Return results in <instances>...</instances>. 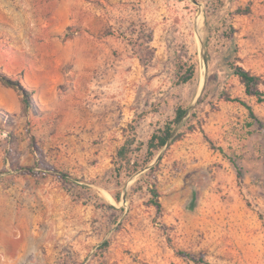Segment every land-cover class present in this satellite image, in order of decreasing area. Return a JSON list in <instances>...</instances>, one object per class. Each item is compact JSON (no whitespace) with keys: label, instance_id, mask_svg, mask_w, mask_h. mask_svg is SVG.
<instances>
[{"label":"rangeland","instance_id":"obj_1","mask_svg":"<svg viewBox=\"0 0 264 264\" xmlns=\"http://www.w3.org/2000/svg\"><path fill=\"white\" fill-rule=\"evenodd\" d=\"M228 59L264 91V0H0V264H264V101Z\"/></svg>","mask_w":264,"mask_h":264},{"label":"trees","instance_id":"obj_2","mask_svg":"<svg viewBox=\"0 0 264 264\" xmlns=\"http://www.w3.org/2000/svg\"><path fill=\"white\" fill-rule=\"evenodd\" d=\"M216 4L221 5L223 3V0H214ZM206 25H209L207 22ZM230 34L232 36L234 29L233 26L230 25ZM236 52V48H232L230 53L231 55ZM227 64L231 67L233 72L240 77L242 83L245 86V92L249 96H255L258 98L259 101H264V91L261 89L262 79L258 74L253 73L251 70L245 68L243 65L238 64L235 60L228 59ZM184 68V70H183ZM183 70V71H182ZM181 74L179 75L181 82H188L192 80L196 75V67L194 64H187L186 67H181L180 70ZM227 100H233V101H239L244 105H247L244 101H242L239 98H231L228 97ZM249 109L251 107L248 106ZM188 109L183 106H179L175 110L174 117L167 121L163 127L158 129L156 132H154L146 144V157L145 161L147 163H150L157 153L168 145V143L172 140H177L181 137V133L175 134V128L178 124H180L186 114ZM132 130H134V126H131ZM135 137L129 138L118 150V159L120 166L123 167L126 164L131 163L130 160V153L133 150V144L135 143ZM21 171L26 174H35V171L31 167H21ZM60 174L64 176H68L65 173H62L59 171ZM152 192V199L151 203L156 206L159 210L162 208V203L159 199L160 193L158 189L153 186L151 188Z\"/></svg>","mask_w":264,"mask_h":264}]
</instances>
